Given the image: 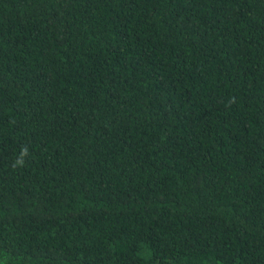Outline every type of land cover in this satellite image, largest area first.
Instances as JSON below:
<instances>
[{"label": "trees", "instance_id": "obj_1", "mask_svg": "<svg viewBox=\"0 0 264 264\" xmlns=\"http://www.w3.org/2000/svg\"><path fill=\"white\" fill-rule=\"evenodd\" d=\"M0 264H264V0H0Z\"/></svg>", "mask_w": 264, "mask_h": 264}]
</instances>
